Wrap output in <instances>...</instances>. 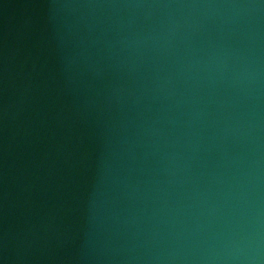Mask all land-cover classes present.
<instances>
[{"label":"water","instance_id":"obj_1","mask_svg":"<svg viewBox=\"0 0 264 264\" xmlns=\"http://www.w3.org/2000/svg\"><path fill=\"white\" fill-rule=\"evenodd\" d=\"M0 264H264V0H0Z\"/></svg>","mask_w":264,"mask_h":264}]
</instances>
